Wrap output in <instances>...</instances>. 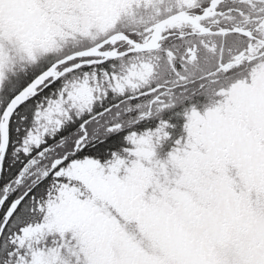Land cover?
<instances>
[{
    "label": "snow or ice",
    "instance_id": "snow-or-ice-1",
    "mask_svg": "<svg viewBox=\"0 0 264 264\" xmlns=\"http://www.w3.org/2000/svg\"><path fill=\"white\" fill-rule=\"evenodd\" d=\"M0 264H264V0H0Z\"/></svg>",
    "mask_w": 264,
    "mask_h": 264
}]
</instances>
